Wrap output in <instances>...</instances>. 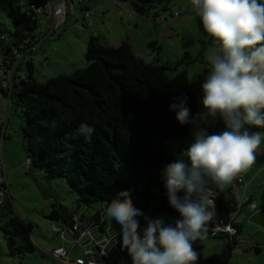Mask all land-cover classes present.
<instances>
[{"label":"trees","instance_id":"1","mask_svg":"<svg viewBox=\"0 0 264 264\" xmlns=\"http://www.w3.org/2000/svg\"><path fill=\"white\" fill-rule=\"evenodd\" d=\"M48 1L25 0L23 4L8 1L6 14L11 30L0 26V35H4L0 39V55L19 44L27 47L35 42L41 16L35 14L34 9ZM112 1L144 17L168 0ZM34 52L35 48L31 54L21 57L26 55L29 59ZM84 58L85 67L45 82L33 77L29 59L23 72L27 80L14 83L9 95L0 90L9 98V105L20 110L27 168L43 170L48 178L64 179L77 196L75 209H87V205L94 202L99 206L110 203L118 192L130 189L131 196L143 203L137 207L140 211L149 206L150 200L156 199L154 211L157 214L180 217L169 205L166 194L163 169L177 160L167 143L174 141L179 151L186 150L194 142L193 132L197 127L210 135L226 129L220 124L208 128L196 122L197 103L185 74L179 72L169 77L167 65H155L135 56L128 41L107 47L90 37ZM189 62L192 61L189 59L186 63ZM181 96L187 97L185 106L190 110L192 121L183 126L176 120V112L169 108ZM81 124L94 129L89 137L78 134ZM0 185H3L1 181ZM178 195L183 197L184 192ZM3 200L1 205L6 197ZM214 206L218 218L227 220L236 206L235 194L230 188L215 189ZM73 211L52 204L47 217L55 223L66 222ZM231 225L234 235L212 237L231 238L218 253L203 257L200 247L196 242L193 244L199 254L197 264H227L231 244L240 228L234 222ZM0 230L8 255L20 259L24 253L34 250L26 228L16 216L8 217L0 224Z\"/></svg>","mask_w":264,"mask_h":264},{"label":"rangeland","instance_id":"2","mask_svg":"<svg viewBox=\"0 0 264 264\" xmlns=\"http://www.w3.org/2000/svg\"><path fill=\"white\" fill-rule=\"evenodd\" d=\"M8 1L0 0V26L3 30H11L6 14ZM14 1L22 4L25 2ZM54 2L66 3L63 23L52 28L50 19L44 18L39 21L35 32L37 36L34 42L35 52L30 60L26 55L18 59L20 72H26L25 64L29 60L34 70L33 77L39 82H45L57 75L85 67L84 53L90 37L96 38L100 44L107 47H115L126 40L135 56L155 65H167L166 74L169 77L179 72L185 74L191 83L197 103L196 122L208 128L215 124L225 128L222 119L219 117L213 119L206 115L201 103L203 97L201 85L210 70L205 57L212 50L213 44L212 38L204 32L200 18L190 5V0H168L157 5L144 17L112 0H54ZM163 7L166 9L162 10ZM155 12L158 15L154 17ZM187 55L192 62L186 63L189 60ZM19 112L14 105H9L8 98L0 92V181L7 192L3 203L5 206L0 202V224L8 217L16 216L26 228L35 248L32 252L24 253L20 259L8 255L0 230V264L19 262L58 264L47 255V252L64 243L54 229L57 223L47 216L52 204L56 208L75 210L77 196L64 179L58 176L48 178L43 170L23 166L25 161L21 134L23 121ZM246 127L249 128L247 125ZM251 127V132L264 133V128ZM167 148L177 160L183 159L187 162V157L183 155L185 150L179 151L174 141L168 142ZM258 150H264V140ZM262 157L264 158V154ZM263 164L264 160L261 158L257 165L262 167ZM229 188L235 195L241 190L232 182L222 191ZM246 194L254 197L259 210L252 212L244 205L234 218V223L240 228L234 237V244H231L227 264H264V173L253 179L247 187ZM131 197L136 207L142 206L139 198ZM155 206L156 199L150 200L149 206L141 212L149 219L163 217L165 224H174V221L180 218L176 214H157L154 211ZM98 208V202L88 204L87 210H84L85 216ZM115 225L120 231L121 226L116 222ZM140 226L141 229L146 227L143 217L140 218ZM230 239L206 235L204 239L197 240L196 244L200 247L201 255L207 257L218 253ZM64 245L69 248L68 245ZM70 250L73 251L70 254L71 258L82 253L80 247H72ZM121 252L124 260L106 264H132L127 250H122V237Z\"/></svg>","mask_w":264,"mask_h":264},{"label":"clouds","instance_id":"3","mask_svg":"<svg viewBox=\"0 0 264 264\" xmlns=\"http://www.w3.org/2000/svg\"><path fill=\"white\" fill-rule=\"evenodd\" d=\"M190 5L213 44L205 57L210 70L201 85V103L207 116L222 119L226 130L210 135L197 127L183 153L187 162L178 159L163 169L168 203L180 215L174 224L145 216L130 189L106 202L104 217L121 226L122 250L132 264H197L193 244L206 237L214 219L213 190H223L247 172L264 140V133L246 127L264 128V2L190 0ZM176 100L169 105L176 120L182 126L191 123L187 97ZM77 131L87 138L94 129L81 124Z\"/></svg>","mask_w":264,"mask_h":264},{"label":"built area","instance_id":"4","mask_svg":"<svg viewBox=\"0 0 264 264\" xmlns=\"http://www.w3.org/2000/svg\"><path fill=\"white\" fill-rule=\"evenodd\" d=\"M66 8L65 2L55 3L54 0H49L44 6L34 9V13L48 18L52 22L53 27H59L63 23V16ZM176 15V13H174ZM4 35H0L3 39ZM34 51V43L24 47L23 43L12 47L11 50L4 55H0V90L7 95L14 89V83L19 80L26 81V77L18 69V59L25 53L31 54ZM28 57V56H27ZM31 57V56H30ZM17 73V74H16ZM18 76V78H15ZM9 100V98H8ZM24 167H28V160L23 163ZM264 171V167H263ZM241 188L240 192L235 195V209L229 213L227 220L218 218L217 214L208 226L207 234L210 237L226 234L232 236L235 234V229L231 225L234 218L243 207L247 205L250 210L255 208V203L250 201L245 194V183L238 176L234 181ZM2 187V188H1ZM7 194L4 185H0V202ZM215 190L212 192L211 199L214 201ZM195 198V197H194ZM104 206L101 204L99 208L93 211L90 215L85 216L84 207L75 209L70 218L66 222H59L54 226L59 239L64 244L56 246L47 252V255L58 264H106L124 260L121 252V235L115 225V221H110L104 217ZM72 247H80L81 255L70 259L69 250Z\"/></svg>","mask_w":264,"mask_h":264},{"label":"crops","instance_id":"5","mask_svg":"<svg viewBox=\"0 0 264 264\" xmlns=\"http://www.w3.org/2000/svg\"><path fill=\"white\" fill-rule=\"evenodd\" d=\"M252 127L249 126V130L251 131ZM264 154V150H257V158H256V161L255 163L247 170V172H244V173H241L239 176L241 177L242 181L246 184L245 185V194H246V191H247V187L249 186V184L253 181L254 178H256V176L260 173H264L263 171V167H264V164L262 167H258L257 163L260 161V159L262 158L264 160V158L262 157ZM259 169V170H258ZM246 177V178H245ZM246 180V181H245ZM235 184V183H234ZM235 186L239 189H241L242 187H240L239 185H236ZM231 189V188H230ZM215 190V189H214ZM247 195V194H246ZM250 199V201H252L253 203H255V208L253 210H251L252 212H256L257 210H259L257 208V205H256V200L254 199V197L252 195H247ZM244 206V205H243ZM243 208V207H242ZM248 208V207H247ZM262 208V207H261ZM249 209V208H248ZM235 220V219H234ZM234 222V221H233ZM73 251L72 250H69V257L70 259H73L77 256H74L73 258H71V255Z\"/></svg>","mask_w":264,"mask_h":264},{"label":"water","instance_id":"6","mask_svg":"<svg viewBox=\"0 0 264 264\" xmlns=\"http://www.w3.org/2000/svg\"><path fill=\"white\" fill-rule=\"evenodd\" d=\"M214 213L216 214V210H215V207H214Z\"/></svg>","mask_w":264,"mask_h":264}]
</instances>
